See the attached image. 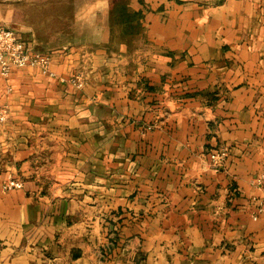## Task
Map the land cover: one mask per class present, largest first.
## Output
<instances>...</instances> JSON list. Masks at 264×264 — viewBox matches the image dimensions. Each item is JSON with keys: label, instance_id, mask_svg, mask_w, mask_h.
Here are the masks:
<instances>
[{"label": "crops", "instance_id": "obj_1", "mask_svg": "<svg viewBox=\"0 0 264 264\" xmlns=\"http://www.w3.org/2000/svg\"><path fill=\"white\" fill-rule=\"evenodd\" d=\"M123 1L133 35L12 27L83 84L0 76V264H264V0Z\"/></svg>", "mask_w": 264, "mask_h": 264}, {"label": "built area", "instance_id": "obj_2", "mask_svg": "<svg viewBox=\"0 0 264 264\" xmlns=\"http://www.w3.org/2000/svg\"><path fill=\"white\" fill-rule=\"evenodd\" d=\"M25 66H36L51 77H58L61 80L70 82L75 87L80 88L83 84L79 73L70 76H58L51 69V54L35 49L23 42L18 33L12 28L0 25V76L7 78L13 68ZM10 90V87H7ZM9 113L7 103L0 104V122H4ZM150 128V126H146ZM211 165L214 168L221 166L228 158V148H217L209 153ZM255 186L264 192V172L255 180ZM23 187V182L11 174H7L1 182V190L6 192L12 189Z\"/></svg>", "mask_w": 264, "mask_h": 264}, {"label": "rangeland", "instance_id": "obj_3", "mask_svg": "<svg viewBox=\"0 0 264 264\" xmlns=\"http://www.w3.org/2000/svg\"><path fill=\"white\" fill-rule=\"evenodd\" d=\"M90 0H0V25L32 26L38 33L79 34L82 30L76 16ZM79 26V27H78Z\"/></svg>", "mask_w": 264, "mask_h": 264}, {"label": "trees", "instance_id": "obj_4", "mask_svg": "<svg viewBox=\"0 0 264 264\" xmlns=\"http://www.w3.org/2000/svg\"><path fill=\"white\" fill-rule=\"evenodd\" d=\"M139 12L129 10L123 0H111L110 22L116 26L119 34L133 35L139 32L138 24L134 23Z\"/></svg>", "mask_w": 264, "mask_h": 264}]
</instances>
